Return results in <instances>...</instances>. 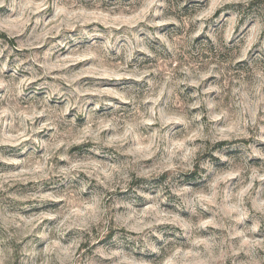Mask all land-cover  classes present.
Instances as JSON below:
<instances>
[{"label": "rangeland", "instance_id": "rangeland-1", "mask_svg": "<svg viewBox=\"0 0 264 264\" xmlns=\"http://www.w3.org/2000/svg\"><path fill=\"white\" fill-rule=\"evenodd\" d=\"M0 264H264V0H0Z\"/></svg>", "mask_w": 264, "mask_h": 264}]
</instances>
